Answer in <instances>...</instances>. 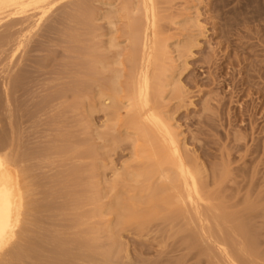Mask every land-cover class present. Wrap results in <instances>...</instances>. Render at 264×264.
I'll list each match as a JSON object with an SVG mask.
<instances>
[{
  "label": "rangeland",
  "instance_id": "rangeland-1",
  "mask_svg": "<svg viewBox=\"0 0 264 264\" xmlns=\"http://www.w3.org/2000/svg\"><path fill=\"white\" fill-rule=\"evenodd\" d=\"M130 2L128 16L115 14L123 0L61 3L11 63L6 42L20 22L0 24V141L35 169L33 182L52 207L43 214L49 258L57 245L53 236L87 232L88 226H76L74 219L90 210L83 199L89 185L96 187L93 192L108 191L104 183H114L115 173L141 169L135 147L144 142L126 133L125 111L115 121L93 108L96 86L115 71L121 72V86L128 81L126 26L138 17L130 11L139 0ZM158 12L161 39L170 51L175 41L186 44L181 57L173 53L168 64L179 83L165 90L158 107L201 173L211 215H222L225 222L205 225L213 236L209 240L183 216L118 225L108 213L91 221L100 230L95 260L79 264H226L213 243L223 237L248 255L251 251L252 264H264V0H158ZM133 22L135 29L142 26ZM111 38L117 49L108 48ZM117 54L121 67L114 64ZM94 59L107 62L104 70L95 65V76ZM92 165L95 177L89 173ZM148 186L169 192V184L157 179L118 182L116 192L142 217L154 209ZM74 196L82 197L77 210L70 208ZM110 200L107 195L103 202Z\"/></svg>",
  "mask_w": 264,
  "mask_h": 264
},
{
  "label": "bare ground",
  "instance_id": "bare-ground-1",
  "mask_svg": "<svg viewBox=\"0 0 264 264\" xmlns=\"http://www.w3.org/2000/svg\"><path fill=\"white\" fill-rule=\"evenodd\" d=\"M72 0H0V24L5 21H19L21 29L6 42L10 44L8 60L11 63L25 48L28 39L43 25L50 14L61 3H70ZM130 0H123L120 9L115 14L129 15ZM106 4V3H104ZM110 6V4H108ZM132 5H134L132 3ZM137 12L136 19H129L126 26V36L130 50L126 57V64L130 68L128 81L121 86V72L115 71L107 82L103 83L96 92L95 99L99 110L107 119L119 121L120 111L124 110L126 133L138 136L144 144L135 147V157L140 161V171L126 175L115 173L117 178L108 185L107 190L93 192L96 187L89 185V191L83 199L88 202L90 210L77 215L74 225H87V232L83 236L67 238L61 234L52 237L57 240L53 258L46 257L50 236L46 235L43 214L52 210L49 203L44 202L40 186L33 182L35 169L24 164V158L11 152L4 141H0V264H79L84 261L92 263L95 260V244L99 229L91 224L96 218H103L108 213L116 216L118 225L128 220L147 221L154 216H183L191 223H197L200 233L212 239L211 229L205 225L210 220L220 226L225 217H213L212 206L204 192V183L201 173L187 158L186 145L179 139L170 119L158 107L160 100L169 87L179 83L168 64H172L173 53L186 49L183 41H175V50L169 49L166 40L161 39L159 29L158 0H139L130 11ZM110 20V19H109ZM142 21L139 29L133 27V21ZM185 21L192 25L190 18ZM197 22V20H196ZM111 29L115 28L108 22ZM2 26V25H1ZM109 49H117L118 43L113 38L108 41ZM122 56L117 54L114 64L121 67ZM95 65L104 70L107 67L105 60L94 59L90 72L97 74ZM93 80V79H92ZM92 83H96L95 80ZM129 135V136H130ZM97 167L91 166L89 173L95 177ZM157 179L169 184L168 193L162 195L157 189L148 186L150 193L149 203L154 209L144 216L136 215L131 202L125 203L116 192L117 183L131 180L135 184L149 183ZM142 180V181H141ZM101 184L100 182L98 183ZM107 195L111 196L109 203L103 202ZM48 198L53 199L54 196ZM82 197L74 196L70 200V208L77 210L81 206ZM63 208H59V211ZM165 210V211H164ZM107 230L109 227L106 228ZM254 243V240H252ZM216 249L226 264H252V252L237 249L232 239L223 237L213 239ZM104 251L101 256L106 257ZM249 256V261L245 258Z\"/></svg>",
  "mask_w": 264,
  "mask_h": 264
}]
</instances>
